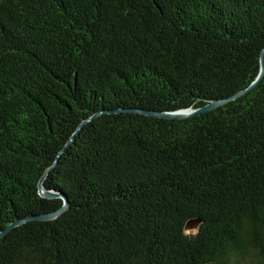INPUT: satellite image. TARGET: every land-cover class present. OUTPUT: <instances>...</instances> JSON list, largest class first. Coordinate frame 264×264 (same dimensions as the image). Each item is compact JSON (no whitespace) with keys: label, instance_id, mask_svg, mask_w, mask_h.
<instances>
[{"label":"trees","instance_id":"1","mask_svg":"<svg viewBox=\"0 0 264 264\" xmlns=\"http://www.w3.org/2000/svg\"><path fill=\"white\" fill-rule=\"evenodd\" d=\"M263 48L264 0H0V264H264V75L137 112Z\"/></svg>","mask_w":264,"mask_h":264},{"label":"water","instance_id":"2","mask_svg":"<svg viewBox=\"0 0 264 264\" xmlns=\"http://www.w3.org/2000/svg\"><path fill=\"white\" fill-rule=\"evenodd\" d=\"M263 75H264V48L260 52L259 71H258V74L256 75L255 79L247 87H245L244 89L232 94L231 96H228L224 99L211 101L208 104H206L205 106H203V108L201 107L198 109H183V110H176V111L174 110V111H169V112H155V111H137V112L143 113L147 116L158 117V118H167V119H174V120L175 119H184V118L193 116V115L198 114V113L211 111L217 107H220V106L225 105V104H227V103H229L235 99H238L239 97L243 96L244 94H246L247 92L252 90L257 84H259ZM86 121L87 120H85L79 124L75 133L81 127V125L84 124ZM45 176L46 175L41 177L37 183L38 195L44 199L60 198L62 205L58 210H56L52 213H47V214H42V215L36 216V219H39V220L54 219V218L58 217L59 215H61L62 213H64L68 208V202L64 196L61 197V195L55 193L54 191L46 190L43 187L42 182H43ZM15 224L16 223L9 225L3 232H1V234L4 233L6 230L10 229ZM199 224H200V220L197 218L187 220L186 224L184 225V231L183 232L185 234H188V230L191 228L194 231V234H196L198 231Z\"/></svg>","mask_w":264,"mask_h":264},{"label":"rangeland","instance_id":"3","mask_svg":"<svg viewBox=\"0 0 264 264\" xmlns=\"http://www.w3.org/2000/svg\"><path fill=\"white\" fill-rule=\"evenodd\" d=\"M194 234V232H193V230L190 228L189 230H188V235H193Z\"/></svg>","mask_w":264,"mask_h":264},{"label":"bare ground","instance_id":"4","mask_svg":"<svg viewBox=\"0 0 264 264\" xmlns=\"http://www.w3.org/2000/svg\"><path fill=\"white\" fill-rule=\"evenodd\" d=\"M194 232V231H193Z\"/></svg>","mask_w":264,"mask_h":264}]
</instances>
